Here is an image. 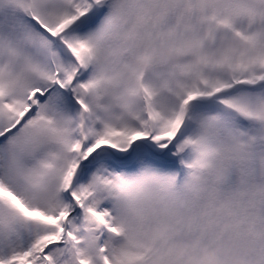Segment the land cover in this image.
<instances>
[{
	"label": "snow or ice",
	"instance_id": "snow-or-ice-1",
	"mask_svg": "<svg viewBox=\"0 0 264 264\" xmlns=\"http://www.w3.org/2000/svg\"><path fill=\"white\" fill-rule=\"evenodd\" d=\"M0 264H264V0H0Z\"/></svg>",
	"mask_w": 264,
	"mask_h": 264
}]
</instances>
